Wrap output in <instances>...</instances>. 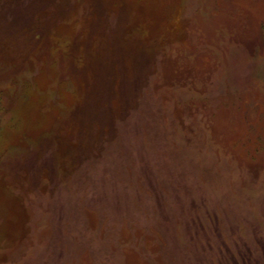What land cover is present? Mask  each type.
<instances>
[{
	"label": "rangeland",
	"instance_id": "rangeland-1",
	"mask_svg": "<svg viewBox=\"0 0 264 264\" xmlns=\"http://www.w3.org/2000/svg\"><path fill=\"white\" fill-rule=\"evenodd\" d=\"M0 264H264V0H0Z\"/></svg>",
	"mask_w": 264,
	"mask_h": 264
}]
</instances>
